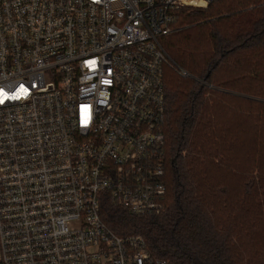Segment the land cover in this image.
Masks as SVG:
<instances>
[{
    "label": "built area",
    "instance_id": "obj_1",
    "mask_svg": "<svg viewBox=\"0 0 264 264\" xmlns=\"http://www.w3.org/2000/svg\"><path fill=\"white\" fill-rule=\"evenodd\" d=\"M214 1L0 0V264H169L100 207L163 208L161 39Z\"/></svg>",
    "mask_w": 264,
    "mask_h": 264
},
{
    "label": "trees",
    "instance_id": "obj_2",
    "mask_svg": "<svg viewBox=\"0 0 264 264\" xmlns=\"http://www.w3.org/2000/svg\"><path fill=\"white\" fill-rule=\"evenodd\" d=\"M174 27L161 44L187 75L163 71V208L106 195L100 216L169 264H264V0L183 6Z\"/></svg>",
    "mask_w": 264,
    "mask_h": 264
},
{
    "label": "rangeland",
    "instance_id": "obj_3",
    "mask_svg": "<svg viewBox=\"0 0 264 264\" xmlns=\"http://www.w3.org/2000/svg\"><path fill=\"white\" fill-rule=\"evenodd\" d=\"M184 26H186V24H182V27H184ZM175 29H176V28L174 27L173 31H174ZM173 31H172V32H173ZM167 54H168V53H167ZM168 55H169V54H168ZM169 57H170V56H169ZM170 58H171V57H170ZM170 60L173 62L172 64H173L174 66L178 67V65H176L172 59H170ZM178 68L180 69V67H178ZM167 69H169V66H168V64L165 63V64L163 65V71L166 72ZM247 150H248V148H246L245 153H246ZM263 155H264V154H263Z\"/></svg>",
    "mask_w": 264,
    "mask_h": 264
}]
</instances>
